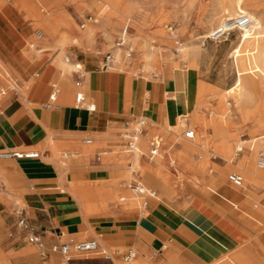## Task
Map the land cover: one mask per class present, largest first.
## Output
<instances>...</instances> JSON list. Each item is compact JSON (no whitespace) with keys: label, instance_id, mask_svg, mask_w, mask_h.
Wrapping results in <instances>:
<instances>
[{"label":"crops","instance_id":"1","mask_svg":"<svg viewBox=\"0 0 264 264\" xmlns=\"http://www.w3.org/2000/svg\"><path fill=\"white\" fill-rule=\"evenodd\" d=\"M31 1L23 0L22 4L34 6ZM48 1L51 5L53 0ZM60 2L64 4L65 1ZM10 4L0 1V60L5 59L10 64L21 83L11 80L5 66L0 65L5 73L0 88L12 82L9 86L14 89L0 101V153L33 151L39 156L11 157V161L0 162V175L9 188V192L0 195V202L11 199L14 204L27 206L28 217L24 216L30 227L25 229L17 225L13 228L17 246L3 251L4 254L0 251V261L8 263L6 257L9 256H14L12 264L33 261V248L24 244L22 237L25 240L28 234L35 233L43 242V247L37 245L39 255L44 258L47 253L54 254L52 262L59 254L53 253L50 247L62 242L66 236L97 238L99 246L104 248L132 247L135 250L132 252L133 264H182L176 252L183 253L190 264H219L222 260L215 255L227 247L225 237L228 236L238 241L251 240L260 262H264V227L260 228L264 226V209L253 211L246 186H235L227 179L225 170L231 167L208 169L211 149L196 147L188 153L190 159L184 158L183 167L175 156L178 147L171 150L163 142L154 163H142L140 153L135 158L136 150H124L126 153L113 150L123 146L120 132L126 122L143 115L152 130L154 125L173 126L180 116L195 109L201 88L217 86L203 72L202 60L199 59L196 66L177 67L163 76L145 77L118 69L116 66L119 65L115 64L121 61L114 62L112 58V65L104 67V55L96 49L81 48L77 45L78 37H73L66 50L71 62L69 69L59 65L58 56L53 61L43 62L40 73H27L26 68L32 69L35 64L25 57L24 45L28 43L34 47L28 39L32 27L38 29V24L16 0ZM15 9L24 11L25 15L20 17ZM46 11L35 15L42 21L41 27L51 19ZM65 21L67 19L61 14L52 20L51 26L62 32ZM89 24L81 29L85 30ZM58 36V32L53 37L47 33L38 40L53 42ZM78 67L83 74L79 87L75 85ZM54 87L57 91L52 101L50 96ZM10 91L16 94L22 91L24 96L8 97ZM78 91L83 93L86 103L94 105L93 111L76 105ZM162 134L156 135L162 138ZM88 139L89 143L86 142ZM141 146L148 148L146 142ZM196 150L206 158L199 165L192 157ZM102 151L105 153L100 155ZM171 152L175 167L184 172L181 183L170 173V168L156 172L159 162L165 161ZM124 165L131 172L148 165L151 176L158 182L152 183L145 177L141 182L145 196L160 201L149 205L145 215L131 208L140 198L131 183L128 190L119 182L123 179L116 180L119 174L125 176ZM191 173L199 180L192 178ZM17 175L25 183L21 190H15L13 176ZM261 177L264 176L254 175L256 179ZM184 183L199 188L202 194L184 200L182 209L173 207L168 200L178 188L176 186ZM241 219L245 223L254 222L255 228H259L257 235L252 238L242 231L236 223ZM163 248H167L165 259L149 260L148 253ZM136 252L139 255L136 256ZM77 259L74 256L72 264L75 261L74 264H83ZM228 259L223 264H247L249 260L248 253L241 250ZM91 263L104 264L100 260Z\"/></svg>","mask_w":264,"mask_h":264},{"label":"rangeland","instance_id":"2","mask_svg":"<svg viewBox=\"0 0 264 264\" xmlns=\"http://www.w3.org/2000/svg\"><path fill=\"white\" fill-rule=\"evenodd\" d=\"M0 1L11 5L10 2L13 0ZM16 1L22 6L23 10L27 11V15L36 20L38 24V29L35 26L32 27L31 37L28 39V42L34 43L35 46L30 47V45L26 43L25 51H23L25 57H29V60L35 64L32 69L28 67L26 68L27 73H30L31 71H34V74L40 73L44 67V65H41L43 62L46 60L53 61L58 56L59 65L65 63V56L67 57V55H69L66 50L69 49V45L72 43V38L78 37L72 29L65 27L64 31L58 32V39L63 40L64 44L59 45L55 41H39L35 36V31L36 29H41L43 23L40 19L36 18L35 15L39 12H45V10H47L46 13H49L51 19H48L44 23V26L51 23L52 20L59 15L63 14L65 17L67 14L68 18L79 30L78 33L84 31L78 26L81 17L86 15L97 17V23H90L88 25L93 26V32L90 38L86 39L78 37L77 45L83 49H96L104 56L107 54L111 55L114 46L122 48L123 51L121 52V56L123 55V57L121 63L115 64L119 65L116 67L121 70H128L145 77H149L150 75L163 76L177 67L196 66L199 59H201L204 63L203 72L205 75H209L210 79L217 84V86H206V88H201L199 99L194 109L207 122V125L198 124L192 114L182 117L185 120V123L178 129L177 133L174 134L176 141L175 145L178 147L181 142L189 144L194 143L195 141L202 142L207 138H213L216 128L218 127L217 120L220 107L223 104L226 107L228 106L232 108L228 126L225 128V131L224 129H220L218 136H222L225 132L228 139H230L232 145L231 153L234 157V162L233 164L228 163L223 151L221 152L218 150L217 139L213 138V141L211 140L210 142L209 149L213 148L215 151L210 150L207 158L208 169L224 168L226 165L231 167L232 169L227 168L225 170L227 179L229 180L228 175L230 173L242 175L243 186H246L245 190L250 196L251 209L253 211L260 208L264 209V177L250 180L246 178L241 169L234 166L237 164L238 160L242 159L244 156L246 159H250L251 153L245 151L247 148L245 145L243 146V150L235 153L236 143L233 142L234 137L243 140H250V138L253 137L254 139H251L253 141H264V63L257 64L253 61V50H255V48L250 42H242L240 40L239 30H234L228 35H223L216 39L207 38L210 37L212 32H215L224 21L226 14L223 13V7H228L230 2H233L234 0H134L137 7L134 10L135 13L133 12L131 17L127 14L119 13L124 10L127 0H116L113 8H106L103 11L100 6L93 5L96 0H78L77 2L74 0H63L65 1L64 4H61L60 0H53L51 5H49L48 0H32L31 3L34 2V6L30 7H28V5H23V0ZM13 4L16 5L15 3ZM244 8L248 11L251 10V12L256 10L255 12L264 17V0H245ZM15 10L20 17L25 15L24 11ZM100 11H102L101 16L97 15ZM143 14L147 17L145 18ZM127 18L130 19L128 28H126L128 24L125 23ZM113 22L115 23L113 24ZM124 29L126 30V41L124 44H120V37L123 36ZM206 35L207 37H205ZM129 37L130 39H128ZM129 40H132L133 42L141 40L142 45L144 43L151 44L155 51L153 58L150 60L144 59L142 53H138L137 46L135 49L136 44H132ZM89 43L92 44L88 48ZM128 51H130V53ZM1 64L4 65L6 70L10 73L9 78L20 84L21 81L9 66L10 64H8L5 59L0 61V65ZM65 65H68V67L71 66L69 63H66ZM3 73L4 70L0 69V81L4 80L2 75H5V73ZM239 75L244 76L246 79L247 88L250 92V99L244 102L240 111L232 105H227L222 98V93H225L227 89H230L235 85ZM12 95H17L19 97L24 96V93L20 91L16 94L15 91H10L8 97ZM194 127L197 128L198 134L195 133L194 139L186 138L184 136V130L187 128L193 129ZM163 130L164 129L159 125H154L152 130L149 129L148 121V125L146 126V132H148L147 135L142 138L141 143L146 142L148 144V138L151 135L158 134L160 136ZM140 148L142 152L147 153L148 148H143L141 144ZM259 149H261V147ZM113 150L118 153H126L124 152V146L114 147ZM171 154L172 152L167 157ZM258 156L259 153L254 155L253 164H255ZM192 157L198 161L206 160L205 155L197 150L192 153ZM156 158L153 161H150L145 155H141L140 157L142 163H154ZM12 159L13 158H0V162L11 161ZM144 168H135V171L131 172L128 166L124 165L123 170L125 171V176L119 174V178L116 180L123 179L119 182L121 184L123 183L126 189L130 190V188H128L130 183L132 186L136 183H143L142 172ZM170 171H172V168H170ZM183 174L184 172L181 171L178 183H181L184 179ZM191 175L195 180H199L194 174L191 173ZM13 178L16 180L15 190L25 188V183L21 177L17 175L13 176ZM176 187L178 188L172 192L173 196L168 200L173 207L182 209V203L184 200L191 198L193 195L202 194L199 188L193 187L190 184L184 183L182 186ZM7 192H9V188L6 186L3 175H0V195H5ZM144 202H146V208H143ZM159 202L160 201L154 200L152 197H142L140 195L137 205L133 204L131 208L132 210L136 209L142 215H145L148 211L149 205H155ZM0 203V251L3 253V251L17 246L16 236L13 233V228L17 227V214L22 211L23 215H27L28 217V212L27 206L23 203L14 204L11 199H6ZM254 205H257V207ZM262 215H264V213H262ZM236 223L237 226L247 233L249 237L253 238L259 232V228H255V224H253L254 222L245 223V221L241 219L236 220ZM261 227L264 226H260V228ZM23 238L24 237H22V242L33 248L32 252L35 256L33 261H29L28 263L25 262V264H64L60 255H56L54 262L51 261L54 254L50 256V254L47 253V256L43 258L39 255L37 245L29 243L26 237L25 240ZM225 238L228 240L227 247L222 248V250L215 255L217 259L219 258V261L222 260L219 264L226 263L230 256H233L235 252L240 250L248 253L249 260L247 261V264H264V262H260V257H258L251 240L238 241L228 236ZM83 239H86V237L81 236L75 238L73 236H66L62 241H79ZM93 239L99 242L97 238ZM44 246L46 245L44 244ZM166 249L167 248L155 250L151 254L148 253L147 256L150 261L154 262L159 258L161 259L165 257ZM133 251L135 250L132 247L111 246L109 248H104L99 246L96 253L87 256L88 259H84L85 256L82 255L74 256L78 258L77 261L83 262V264H90L95 260H100L104 264H126L127 262L124 260L125 254ZM175 254L182 259V264H190L183 253L176 252ZM137 255L139 254L136 252V256ZM13 258L14 256H9L6 257V260L9 264H12ZM130 262H132V260Z\"/></svg>","mask_w":264,"mask_h":264},{"label":"bare ground","instance_id":"3","mask_svg":"<svg viewBox=\"0 0 264 264\" xmlns=\"http://www.w3.org/2000/svg\"><path fill=\"white\" fill-rule=\"evenodd\" d=\"M74 1L77 2L78 0H74ZM115 2H116V0H96L93 3V5L100 6V8L103 11L106 8H109V9L110 8H113ZM116 6H117V4H116ZM244 6H245V0H234L233 2H230L229 6H228L229 8L228 7H223L222 10H223V13L226 14V17L224 18V21L225 22L223 21L222 24H221V26L219 28H222V27L226 26L227 25L226 24L227 21L232 20L233 18H235L240 13L246 14L250 18L251 22H250V25L248 27H243L242 29L239 30L240 31V40L242 42H250L252 44V46L255 48V50H253L254 51L253 61L255 63H257V64L258 63L259 64L260 63H264V17H262L257 12H255L256 10H253L252 12H251V10L250 11L246 10L244 8ZM136 7L137 6H136L134 0H127V2L125 3V6H124V10L121 11V12H119V13L127 14L128 16L131 17V15L133 14V12H134V10H135ZM120 8H122V7H120ZM102 11H100L99 13H97V15H100L101 16ZM107 13H108V11H107ZM139 15H140V13H139ZM108 17H109V15H108ZM146 17L147 16H145V18ZM112 18H114V17H112ZM112 18H111V20H112ZM65 19H67V21H65V23H66V26L65 27L68 28V29H72L75 32V34H77V36L79 38H86V39H89L90 38V36H91V34L93 32V26L92 25L91 26H88L87 29H85L81 33H78L79 30L73 24V22L68 18L67 14L65 16ZM129 22H130V19L127 18L125 20V23L128 24L126 28H128ZM114 23L115 22H113V24ZM134 24H135V22H134ZM136 28H137V26H136ZM140 28H141V26H140ZM56 32H60V31L55 30V28H53L51 26V23H49L46 26H43V27H41V29H39V30L36 31V38L37 39H43L44 37H46V34L47 33L48 34L50 33V36L53 37V36H55ZM215 32H212V34H214ZM125 33H126V31H123L124 43L126 41V38H125L126 34ZM205 37H207V35ZM128 39H130V37ZM55 41L59 45L64 44V41L61 40V39H56ZM129 41H131L132 44H136L135 45V49H136V46H137L138 53H142V56H143L144 59L150 60L151 58H153L155 51H154L153 46L151 44L144 43L142 45V41L141 40H136L135 42H133L132 40H129ZM31 46H35V44H33ZM140 50H141V52H140ZM122 51H123L122 48H118V47L114 46L113 52H112V57H111L114 62L121 61V59L123 57V55L121 56V52ZM185 55H186V53H185ZM65 59H66L65 63H62L61 67L63 69H69L71 66L68 67V65H65V64L66 63H69L71 65V62L68 60V57H66V56H65ZM191 60H193V59H191ZM222 98L225 100V102H226L227 105H229V106L232 105L233 107H235L236 109H238V111H240V109L242 108L244 102H246L248 99H250V92H249V90L247 88V81L244 78V76L239 75L238 78H237V80H236V82H235V85L233 87H231L230 89H227L225 93H222ZM231 109L232 108H230L228 106L226 107L223 104L220 107V112L218 113V120H217L218 121V123H217L218 124V127L216 128V131H215V134H214L213 138L214 139H217V143H218L217 144V147H218V150L221 151V152L223 151V153L225 154V156H226V158L228 160V163L233 164L234 157L232 156V153H231L232 145L230 143V139H228V136L225 134V132H224V134L222 136H218V133H219L220 129H224V131H225V128L228 126V121H229V119L231 117V114H230V112L232 111ZM189 114H192L193 118L196 120V122L198 124H200V125H203V124L204 125H207V122L202 118V116H200L198 114V112L196 110H193ZM188 115L180 116L178 118L177 123L175 125L172 124L173 126H169V125L161 126L162 129H164L162 131L163 134H162V138H161V144H162V142L163 143L164 142L167 143L166 144L167 147H169L171 150L174 149V148H176V145H175L176 144V141H175V138H174V136H175L174 134H176L177 131H178V129L181 126H183L184 123H185V120L182 117H185V116H188ZM243 117H244V115H243ZM193 130H194V132L196 134H198V131H197V128L196 127H194ZM185 131L186 130H184V136H185ZM195 133H194V136H193L192 139L195 138ZM213 138H211V139L207 138L206 140H204L202 142H200V141L199 142L198 141L196 142L195 141L194 143H189V144L188 143H185V142H181L180 145L178 146V154L175 155L176 158L179 160V164L181 165V167H183L182 162H184V158L187 157L188 159H190L188 157V153L190 151H193L196 147H200V148H204V149H209L210 142H211V140L213 141ZM252 138H250V140L249 139L243 140V139H240V138L239 139H236L235 137L233 138V142L236 143L235 144V148H236L235 153H238V150L239 149L243 150L244 149V147H243L244 145L247 147L245 151H248V152L251 153L250 159H246L245 156H244L242 159H239L238 162H237V164H235L234 166L237 167V168H239V169H241L244 172L246 178H248L250 180H256V178H254V175L264 176V169H262V168H264V159L261 158V154H264V141H261V140L253 141V140H251ZM192 139H190V140H192ZM146 145H148V144L146 143ZM260 147H261V149H259ZM138 150L141 151L140 149H138ZM138 150L135 151V155H134L135 158H137L139 156V153L140 152ZM211 150L212 151L213 150L215 151V149H213V148H211ZM257 153H259V156L257 157V160H256L255 164H253L254 155H256ZM165 161H167L168 164L165 165ZM165 161L159 162V167L156 169V172H161L163 169L165 171H167L169 168H172V171H170V173L172 175H174L175 178L179 179L180 176H181V171L177 167H175V164L173 162L174 159H173L172 154L169 157H167L165 159ZM194 163L196 165H199L202 162L201 161H198V160H194ZM187 168H189V167H187ZM142 175H143V177H145L147 179H150L152 183H156V184L158 183V182H156V179L154 178V176L153 177L151 176L152 175V170L150 169V166H148V165L145 166V168H144V170L142 172ZM240 198H242V197L240 196ZM234 203H235V201H234ZM133 263L134 262L132 260V262H129L127 264H133ZM0 264H9V263L1 262L0 261Z\"/></svg>","mask_w":264,"mask_h":264},{"label":"built area","instance_id":"4","mask_svg":"<svg viewBox=\"0 0 264 264\" xmlns=\"http://www.w3.org/2000/svg\"><path fill=\"white\" fill-rule=\"evenodd\" d=\"M9 1V0H8ZM98 18L93 15H86L79 19V27L84 28L86 24L97 23ZM250 18L244 14L240 13L232 20H229L226 22V26L219 28L213 35H211L210 39H216L218 37H221L223 35H228L230 32L234 30H240L243 27H248L250 25ZM121 43L124 44V39L120 37ZM130 53V51H129ZM112 65L111 55L107 54L105 56V62L104 67H109ZM77 75V79L75 81V85L79 87L81 85L80 78L82 77L81 68L78 67V69L75 71ZM12 83V82H11ZM10 83V84H11ZM9 83L3 87L0 88V101L1 99L7 94V92L11 89L14 90L13 87L9 86ZM56 91L57 88L54 87V92L51 94L50 98L52 101L56 98ZM75 103L79 107H83L88 111H93L94 105L86 103L85 97L81 91L76 92L75 94ZM148 125V120L145 116L140 115L133 119L132 121L126 122L120 132V137L123 142V146L125 147V150H128L130 152H133L135 150H138L140 148L141 140L144 136H146V126ZM185 136L187 138H193L194 136V130L193 129H186ZM86 142H90V140H86ZM161 145V138L158 135H151L148 138V150L147 153H144L142 151H139L141 155H145L150 161H153L156 157H158L159 149ZM141 149V148H140ZM238 151H241L239 149ZM105 151H102L100 155L104 154ZM39 156L38 152H25V151H11V152H1L0 158H16V159H22V158H37ZM261 158L264 159V154H261ZM99 159V157H97ZM229 180L235 185V186H242L243 185V177L237 173H230L228 175ZM131 188L136 190V192L141 195L142 197H145V192L142 189L141 183H136L134 186L131 184ZM146 205V202H144V206ZM18 220L17 225L29 229V225L27 223V219L23 215V212L20 211L18 214ZM27 241L31 244L38 245L39 247H43V242L41 240V237L35 233H30L27 235ZM99 248V244L95 239H83L79 241H62L60 243L53 244L50 249L53 253H57L60 255L62 261L64 264H72L74 255H82V256H89L92 253H96L97 249ZM134 257V254L132 252H128L124 256V260L128 263L131 261V259Z\"/></svg>","mask_w":264,"mask_h":264}]
</instances>
